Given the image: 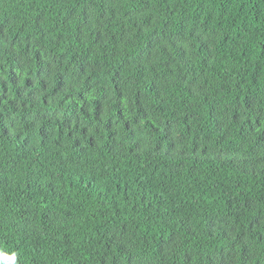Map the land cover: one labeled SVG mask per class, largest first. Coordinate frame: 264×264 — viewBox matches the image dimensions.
Returning a JSON list of instances; mask_svg holds the SVG:
<instances>
[{
    "label": "trees",
    "instance_id": "16d2710c",
    "mask_svg": "<svg viewBox=\"0 0 264 264\" xmlns=\"http://www.w3.org/2000/svg\"><path fill=\"white\" fill-rule=\"evenodd\" d=\"M0 264H264V0H0Z\"/></svg>",
    "mask_w": 264,
    "mask_h": 264
}]
</instances>
